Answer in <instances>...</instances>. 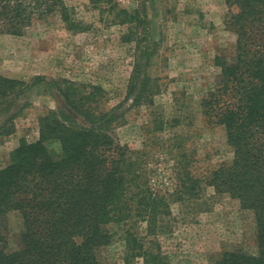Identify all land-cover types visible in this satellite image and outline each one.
<instances>
[{
    "label": "trees",
    "instance_id": "16d2710c",
    "mask_svg": "<svg viewBox=\"0 0 264 264\" xmlns=\"http://www.w3.org/2000/svg\"><path fill=\"white\" fill-rule=\"evenodd\" d=\"M225 2L230 9L225 25L237 37L235 50L215 57L220 72L200 107L207 125L224 129L233 158L208 171L204 183L254 214L257 250L226 252L214 264H264V0ZM89 3L107 12L112 24L128 25L135 55L125 102L133 110L150 111L148 131L164 130L155 99L163 84L150 72L156 48L148 46L146 11L129 12L111 0ZM55 15L68 31L83 30L65 0H0V39L22 36L35 20ZM41 85L55 90L66 108L41 117L38 140L22 139L0 168V264H102V252L112 242L111 225L123 227L127 259L168 264L158 237L171 231L172 203L192 198L202 183L196 154L177 138L170 140L177 188L170 194L156 189L146 167L149 147L136 150L115 138L127 122L125 102L109 107L100 86L44 76L23 81L0 75V139L16 132L15 119L27 103L15 110ZM53 145L59 155L50 150ZM10 214L21 223L13 251L3 227Z\"/></svg>",
    "mask_w": 264,
    "mask_h": 264
},
{
    "label": "rangeland",
    "instance_id": "374dc122",
    "mask_svg": "<svg viewBox=\"0 0 264 264\" xmlns=\"http://www.w3.org/2000/svg\"><path fill=\"white\" fill-rule=\"evenodd\" d=\"M65 1L83 30L68 31L55 15L35 20L22 36H1L0 75L97 85L105 90L109 107L124 103L135 55V41L126 36L128 25L112 24L111 16L93 9L89 0ZM111 1L129 12L146 11L148 46L156 48L150 72L163 84L162 94L155 98L156 111L158 120L166 123L164 130L148 131L150 111L133 110L125 102L127 122L115 132L116 140L136 150L149 147L146 167L156 189L170 194L177 188L170 140L182 141L188 152L196 154V173L202 179L195 196L172 203L171 231L158 237L168 264H214L226 252H255L254 214L229 194L217 193L204 183L208 171L233 158L224 129L207 125L200 107L220 72L215 57L232 55L235 50L237 37L225 25L230 13L225 0ZM26 103L15 119L16 132L0 139V168L8 165L22 139L38 140L41 117L57 107L66 108L60 95L45 85L29 91L15 111ZM173 119L178 123L170 124ZM50 150L59 155L57 145ZM20 224L16 214L4 220L9 251L19 245ZM110 232L112 242L102 252V264H143L141 259H127L121 225H111Z\"/></svg>",
    "mask_w": 264,
    "mask_h": 264
}]
</instances>
